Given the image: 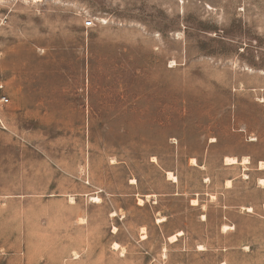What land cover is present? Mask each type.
<instances>
[{
	"label": "rangeland",
	"instance_id": "obj_1",
	"mask_svg": "<svg viewBox=\"0 0 264 264\" xmlns=\"http://www.w3.org/2000/svg\"><path fill=\"white\" fill-rule=\"evenodd\" d=\"M0 86V264H263L264 0H0Z\"/></svg>",
	"mask_w": 264,
	"mask_h": 264
},
{
	"label": "crops",
	"instance_id": "obj_2",
	"mask_svg": "<svg viewBox=\"0 0 264 264\" xmlns=\"http://www.w3.org/2000/svg\"><path fill=\"white\" fill-rule=\"evenodd\" d=\"M226 157H235V156H226ZM236 158V157H235ZM243 158H246L247 159V162H242V159ZM248 159H249V157L248 156H241V157H239V158H236V163H234V164H227V163H225L224 162V164L225 165H228V166H235V165H237V166H242L243 164H245V165H249L250 163H249V161H248ZM260 162H264V160L263 159H258L257 161H256V167H254V170H253V172H254V174L256 175V177H255V186L258 188V189H260V190H263L264 191V187H262V186H260L259 184H258V180H261V179H264V169H262V168H260V166H259V163ZM241 169H242V171H249L250 169H248L247 167L245 168V169H243L242 167H241ZM245 176L247 177V174H245ZM192 200H197L196 198H192L191 200H189V205L190 206H192V207H196V206H199V204L196 202V203H191V201ZM263 205H264V198H262L260 201H259V203H258V205L255 207L256 209H258V210H264V209H262V207H263ZM243 207H245V209H247V208H251V212H253V210H254V206H251L250 204L249 205H246V206H240V208H242L243 209ZM222 208H224V211L222 212V213H224V218H227V216H228V206H224L223 205V207ZM201 209H203V208H201ZM263 213H264V211H263ZM199 218H200V220H202L203 218H204V215L203 214H199V216H198ZM161 219V218H160ZM158 220V219H157ZM157 220H156V222H157ZM160 223H163V222H165V219L164 218H162V220L161 221H159ZM113 227H115V226H113ZM116 228V227H115ZM117 229V228H116ZM177 233H180L181 234V232L180 231H178V232H176L175 234H171V235H169L168 236V240H169V237L170 236H173V235H176ZM180 235H178L177 237H176V239L172 242V241H170V243H174V242H176L178 239V237H179ZM146 237V236H145ZM144 237V238H145ZM113 243H117L118 245H119V242H117V241H114ZM119 248V247H118ZM113 250H116V249H113ZM198 251H201L200 249H197ZM242 250H244V249H242ZM121 254V253H120ZM122 255V254H121ZM262 260H263V264H264V258H262Z\"/></svg>",
	"mask_w": 264,
	"mask_h": 264
},
{
	"label": "bare ground",
	"instance_id": "obj_3",
	"mask_svg": "<svg viewBox=\"0 0 264 264\" xmlns=\"http://www.w3.org/2000/svg\"><path fill=\"white\" fill-rule=\"evenodd\" d=\"M191 161L194 162V159H192ZM224 162L227 163V164H234V163H236V158L235 157H225L224 158ZM242 162L243 163L244 162H247V159L246 158H243L242 159ZM259 166H260V168L264 169V162H260L259 163ZM166 173H167L166 175H167V178L168 179H171L173 182L176 181V177L174 175H172L173 173H171V172H166ZM243 177H246V176L244 175ZM258 184L260 186L264 187V179L258 180ZM146 198H148V196ZM72 200H73V198H70V201H72ZM90 200L92 202H96V203L100 202V199L98 197H95V196L91 197ZM142 202H143L142 199H138V203L139 204H141ZM191 203H193V204L196 203V200H192ZM247 211H251V208H247ZM110 215L114 216L115 213L114 212H111ZM161 220H162V218L161 219H158L157 222H159ZM226 228H227V226H223L221 229L225 230ZM112 231L113 232L116 231V228L113 227L112 228ZM178 235H180V233H177L176 235L170 236L169 237V241H172L173 242ZM144 237H145V233L142 235V238H144ZM118 247H119V245L117 243H112V245H111V248L112 249H118ZM120 253L122 254V251Z\"/></svg>",
	"mask_w": 264,
	"mask_h": 264
},
{
	"label": "built area",
	"instance_id": "obj_4",
	"mask_svg": "<svg viewBox=\"0 0 264 264\" xmlns=\"http://www.w3.org/2000/svg\"><path fill=\"white\" fill-rule=\"evenodd\" d=\"M2 86H0L1 88ZM9 104V98L5 95H0V111L3 107L7 106ZM2 125V121L0 119V126Z\"/></svg>",
	"mask_w": 264,
	"mask_h": 264
}]
</instances>
